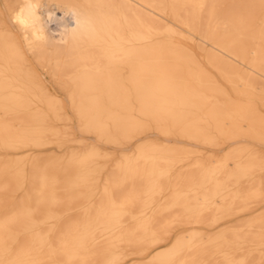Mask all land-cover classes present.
<instances>
[{"label": "bare ground", "instance_id": "6f19581e", "mask_svg": "<svg viewBox=\"0 0 264 264\" xmlns=\"http://www.w3.org/2000/svg\"><path fill=\"white\" fill-rule=\"evenodd\" d=\"M0 264H264V0H0Z\"/></svg>", "mask_w": 264, "mask_h": 264}]
</instances>
